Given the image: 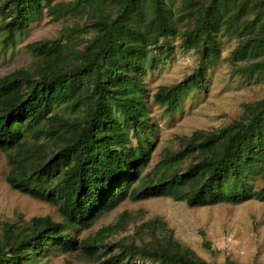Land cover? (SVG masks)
<instances>
[{
    "label": "trees",
    "instance_id": "16d2710c",
    "mask_svg": "<svg viewBox=\"0 0 264 264\" xmlns=\"http://www.w3.org/2000/svg\"><path fill=\"white\" fill-rule=\"evenodd\" d=\"M46 11L53 19L79 16L93 33L81 48L70 45L71 28L27 49L32 66L0 77V150L10 166L12 189L56 205L60 219L20 215L0 224V264H38L50 247L75 250L96 264H215L179 242L158 216L127 229L130 215L78 239L68 229L88 228L99 215L124 200L170 197L190 207L264 200V97L242 104L240 115L211 130L196 129L165 148L142 173L152 144L143 75L156 58L192 48L200 60L219 55L218 36H235L231 55L239 60L262 56L238 71L264 69V0H0L3 45ZM149 61V67L145 61ZM199 68L176 83L160 85L153 99L167 111L187 88H203ZM59 105L70 114L55 110ZM120 113V117H117ZM185 160L187 165L179 167ZM66 264H73L67 260ZM219 264H236L226 258Z\"/></svg>",
    "mask_w": 264,
    "mask_h": 264
},
{
    "label": "rangeland",
    "instance_id": "374dc122",
    "mask_svg": "<svg viewBox=\"0 0 264 264\" xmlns=\"http://www.w3.org/2000/svg\"><path fill=\"white\" fill-rule=\"evenodd\" d=\"M56 1L72 0H53ZM84 23L85 19L79 16L55 20L43 10L8 45L2 44L3 32L0 31V77L14 69L32 66L34 57L27 44L53 38L62 32L63 27L71 28L70 45L81 48L83 40L94 32L89 26L78 32L77 26ZM178 42L179 36L174 37V51L157 56L156 65L148 68L143 75L144 99L150 116L147 131L152 142L143 174L153 167L165 148H177L181 136L189 135L196 129L211 130L224 126L240 115L243 103L264 97V69L250 73L238 71L239 67L260 60L262 56L243 60L234 58L231 52L238 43L235 36H218L220 50L215 60L202 61L194 49H182ZM145 63L149 67V61ZM199 68L205 70L203 88H187L179 104L170 111L153 99L160 85L176 83ZM55 110L66 115L71 113L65 105H59ZM116 115L121 119L120 113ZM187 162L185 160L179 167H185ZM9 168L7 154L0 150V224L5 220L14 221L20 215L25 220L44 215L59 220L55 204L32 198L9 186L6 181ZM251 182L254 189L260 188L264 183L262 173H255ZM123 212L130 215L127 229L107 237L108 241L117 240L131 233L135 224L158 216L167 223L179 242L210 263L219 264L229 258L236 264H264V200L254 196L237 205L222 202L200 207H190L185 201L164 196L140 201L124 200L114 209L96 217L88 228H71L68 231L78 239L84 238L98 228L115 222ZM67 260L73 264H96L93 257L80 255L77 250L66 253L51 247L37 259L38 264H66ZM133 264L150 262L137 258Z\"/></svg>",
    "mask_w": 264,
    "mask_h": 264
}]
</instances>
